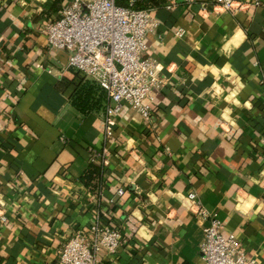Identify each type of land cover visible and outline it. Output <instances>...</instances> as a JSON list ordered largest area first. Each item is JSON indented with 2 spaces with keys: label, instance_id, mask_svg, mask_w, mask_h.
Listing matches in <instances>:
<instances>
[{
  "label": "crops",
  "instance_id": "1",
  "mask_svg": "<svg viewBox=\"0 0 264 264\" xmlns=\"http://www.w3.org/2000/svg\"><path fill=\"white\" fill-rule=\"evenodd\" d=\"M71 1L0 0V264H58L97 218L123 235L100 264H203L192 193L264 264V0L152 9L144 56L163 85L149 120L71 105L68 57L44 32ZM91 163L103 168L96 192L80 182Z\"/></svg>",
  "mask_w": 264,
  "mask_h": 264
},
{
  "label": "built area",
  "instance_id": "2",
  "mask_svg": "<svg viewBox=\"0 0 264 264\" xmlns=\"http://www.w3.org/2000/svg\"><path fill=\"white\" fill-rule=\"evenodd\" d=\"M185 3L195 4L191 0ZM253 4L259 6L260 1ZM246 5L240 0H214L211 9L219 6L236 12ZM152 11L138 8L137 0H127L126 5L118 0H72L59 19L44 27L49 49L65 53L68 67L78 78L93 81L106 91L109 117L134 111L149 120L153 113L152 103L147 102L154 100L163 79L158 76L157 62L144 56L145 39L158 25ZM98 158L93 155L94 162ZM118 194L123 195V190ZM188 199L205 223L200 246L203 264H256L241 250L234 235L225 234L216 214L204 209L195 194H189ZM0 222L6 223L7 218L0 216ZM122 240L119 229L104 226L97 218L88 229L72 233L57 251L58 264H100L104 254H116Z\"/></svg>",
  "mask_w": 264,
  "mask_h": 264
},
{
  "label": "trees",
  "instance_id": "3",
  "mask_svg": "<svg viewBox=\"0 0 264 264\" xmlns=\"http://www.w3.org/2000/svg\"><path fill=\"white\" fill-rule=\"evenodd\" d=\"M126 0H118L123 4ZM138 8L157 9L164 6L162 0H142ZM75 77V90L70 98L71 105L83 116L101 114L106 112L108 96L104 89L97 83L77 77V73L71 70ZM103 168L100 165L91 163L80 177V182L90 191H99Z\"/></svg>",
  "mask_w": 264,
  "mask_h": 264
}]
</instances>
